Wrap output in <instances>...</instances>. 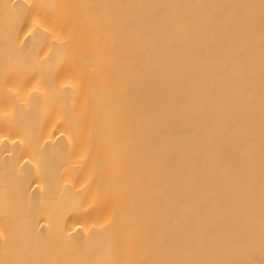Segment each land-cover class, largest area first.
Segmentation results:
<instances>
[{
	"label": "bare ground",
	"instance_id": "6f19581e",
	"mask_svg": "<svg viewBox=\"0 0 264 264\" xmlns=\"http://www.w3.org/2000/svg\"><path fill=\"white\" fill-rule=\"evenodd\" d=\"M0 264H264V0H0Z\"/></svg>",
	"mask_w": 264,
	"mask_h": 264
}]
</instances>
